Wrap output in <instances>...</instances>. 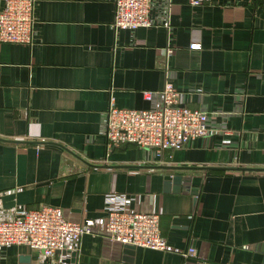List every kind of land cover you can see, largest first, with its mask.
Listing matches in <instances>:
<instances>
[{
    "label": "crops",
    "instance_id": "0c3cea01",
    "mask_svg": "<svg viewBox=\"0 0 264 264\" xmlns=\"http://www.w3.org/2000/svg\"><path fill=\"white\" fill-rule=\"evenodd\" d=\"M114 12V0H37L33 43L0 42V138L28 141L0 140V218L50 205L99 231L106 196L125 194L160 215L167 248L94 232L51 259L2 247L0 264H264V0H153V25L136 29H114ZM167 71L214 131L161 153L108 150L110 99L147 109L157 99L142 92Z\"/></svg>",
    "mask_w": 264,
    "mask_h": 264
},
{
    "label": "built area",
    "instance_id": "2783aa9c",
    "mask_svg": "<svg viewBox=\"0 0 264 264\" xmlns=\"http://www.w3.org/2000/svg\"><path fill=\"white\" fill-rule=\"evenodd\" d=\"M37 0H4L0 9V42L33 43L34 8ZM211 0H189L198 6ZM114 29H136L152 26L149 12L153 0H114ZM192 44L191 47H198ZM171 53L166 52L165 65ZM143 98L157 101L147 109L115 106L110 99L104 120V135L108 150L123 145H136L161 153L164 149H179L192 139L214 131L209 126V114L179 103V92L172 85L168 71L164 87L159 91H143ZM160 215L128 206L125 194L109 193L105 200L100 230L90 219L73 221L57 206L42 205L36 209L15 211L9 218H0V248L24 244L42 251L45 258L57 252L78 250L85 234L100 232L105 238L125 245L150 249H166L160 233ZM188 247L184 256H194Z\"/></svg>",
    "mask_w": 264,
    "mask_h": 264
},
{
    "label": "water",
    "instance_id": "95a60500",
    "mask_svg": "<svg viewBox=\"0 0 264 264\" xmlns=\"http://www.w3.org/2000/svg\"><path fill=\"white\" fill-rule=\"evenodd\" d=\"M0 140L2 141H9V142H16V143H24V142H28V141H18V140H13V139H3V138H0ZM94 167H100V165H92ZM210 169H214V170H252L251 168H244V167H211ZM264 170V169H263ZM117 245H120V246H124V247H135V246H132V245H125V244H120V243H117L115 242Z\"/></svg>",
    "mask_w": 264,
    "mask_h": 264
}]
</instances>
